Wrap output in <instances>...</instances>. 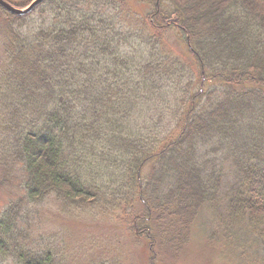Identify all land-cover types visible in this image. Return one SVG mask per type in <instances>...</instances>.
<instances>
[{
	"label": "trees",
	"instance_id": "obj_1",
	"mask_svg": "<svg viewBox=\"0 0 264 264\" xmlns=\"http://www.w3.org/2000/svg\"><path fill=\"white\" fill-rule=\"evenodd\" d=\"M0 11V184L17 188L0 214V264H69L30 234L31 207L50 197L160 254L180 252L219 202L210 238L264 264V0Z\"/></svg>",
	"mask_w": 264,
	"mask_h": 264
},
{
	"label": "rangeland",
	"instance_id": "obj_2",
	"mask_svg": "<svg viewBox=\"0 0 264 264\" xmlns=\"http://www.w3.org/2000/svg\"><path fill=\"white\" fill-rule=\"evenodd\" d=\"M11 1L23 5L31 0ZM142 9L146 10V7ZM2 19L0 11V27ZM2 41L0 31V59L3 56ZM209 85L210 83L206 87ZM4 175L6 172L0 168V180ZM228 179L226 183L231 184L232 176ZM16 189L8 184H0V214L9 206L11 200L15 201L17 198ZM215 203L212 214L209 210L202 212L192 227L189 243L178 253L165 249L160 254L159 248L151 250L145 240L141 239L140 242L128 235L122 224L101 219L92 212L77 210L67 214L61 210V203L53 197L31 207L30 234L34 242L48 243L49 246L52 242L55 248L63 250L69 264H93L91 261L98 259L109 262L112 256H117L120 264H151V256L155 257L154 264H249L252 251L228 244L220 236L210 238L216 216L223 214L222 205ZM237 231L236 228L231 229L232 233Z\"/></svg>",
	"mask_w": 264,
	"mask_h": 264
},
{
	"label": "water",
	"instance_id": "obj_3",
	"mask_svg": "<svg viewBox=\"0 0 264 264\" xmlns=\"http://www.w3.org/2000/svg\"><path fill=\"white\" fill-rule=\"evenodd\" d=\"M43 1L45 0H32L28 5L21 8V7H16L12 5L6 0H0V6L11 14L22 16V15L30 13L33 9H35Z\"/></svg>",
	"mask_w": 264,
	"mask_h": 264
}]
</instances>
